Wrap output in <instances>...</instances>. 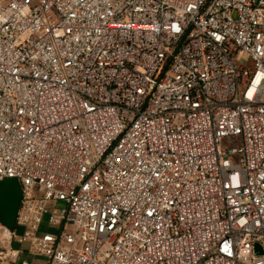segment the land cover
Instances as JSON below:
<instances>
[{"label":"built area","instance_id":"2783aa9c","mask_svg":"<svg viewBox=\"0 0 264 264\" xmlns=\"http://www.w3.org/2000/svg\"><path fill=\"white\" fill-rule=\"evenodd\" d=\"M4 178L0 259L264 264V0H0Z\"/></svg>","mask_w":264,"mask_h":264},{"label":"water","instance_id":"95a60500","mask_svg":"<svg viewBox=\"0 0 264 264\" xmlns=\"http://www.w3.org/2000/svg\"><path fill=\"white\" fill-rule=\"evenodd\" d=\"M21 199L22 189L16 178L0 180V224L10 230H14L16 227Z\"/></svg>","mask_w":264,"mask_h":264},{"label":"crops","instance_id":"0c3cea01","mask_svg":"<svg viewBox=\"0 0 264 264\" xmlns=\"http://www.w3.org/2000/svg\"><path fill=\"white\" fill-rule=\"evenodd\" d=\"M28 248L29 244L27 242H19L13 239L10 244V249L13 254H17V257L7 259L5 252L2 256L3 259H0V264H21L22 261H27L29 264H47L44 257L32 255L28 252Z\"/></svg>","mask_w":264,"mask_h":264},{"label":"rangeland","instance_id":"374dc122","mask_svg":"<svg viewBox=\"0 0 264 264\" xmlns=\"http://www.w3.org/2000/svg\"><path fill=\"white\" fill-rule=\"evenodd\" d=\"M239 60L243 64H246L247 61H248V56L246 54H242L240 56ZM230 146H232V140H230V139H224L222 141V148L223 149H226L227 147H230ZM60 206H64V202H62V201L58 202V207H60ZM44 225H45L44 226V229L47 230V231H49V232H51V233H55L57 231V229H58V227L53 226V225H48L46 222L44 223ZM22 230H23L22 228H18L17 229V232L18 233H22Z\"/></svg>","mask_w":264,"mask_h":264}]
</instances>
